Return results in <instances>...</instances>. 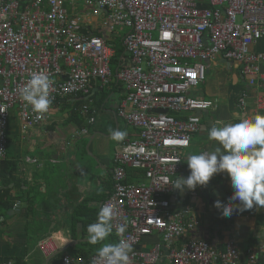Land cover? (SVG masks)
I'll return each instance as SVG.
<instances>
[{"label": "built area", "instance_id": "1", "mask_svg": "<svg viewBox=\"0 0 264 264\" xmlns=\"http://www.w3.org/2000/svg\"><path fill=\"white\" fill-rule=\"evenodd\" d=\"M77 3L105 10L110 32L126 29L122 43L130 58L117 71L111 65L113 45L83 34L79 14H69ZM263 38L264 0H0V162L7 157L14 110L21 123L39 125L58 100L87 95L94 80L118 81L124 96L117 114L137 132L118 146L112 190L101 207L113 206L114 225L127 223L123 238L133 244L131 264H159L163 245L178 240L169 250L170 264H239L232 243L218 251L203 239L185 240L194 222L172 213L167 195L182 168V153L199 129L197 113L216 107L217 101L192 94L205 82L212 59L222 56L239 65L248 85L259 88L253 116L264 115V50L254 48ZM38 72L53 81L52 104L43 118L19 95ZM82 109L88 112L90 106ZM93 120L90 116L88 122ZM87 133L81 128L77 134ZM129 168L141 170L145 183L127 182ZM154 232L161 233L162 243L140 249ZM39 248L49 256L58 245L44 238ZM95 255L64 254L61 263L92 264ZM246 255L249 263H264V245Z\"/></svg>", "mask_w": 264, "mask_h": 264}, {"label": "crops", "instance_id": "2", "mask_svg": "<svg viewBox=\"0 0 264 264\" xmlns=\"http://www.w3.org/2000/svg\"><path fill=\"white\" fill-rule=\"evenodd\" d=\"M69 14H79L83 34L101 36L113 45L114 71L127 64L130 55L122 43L126 29L110 32L105 10L97 5L84 6L80 11L74 7ZM254 48L264 50V38ZM261 70L264 71V65ZM207 77L192 94L217 101L216 107L198 114L199 129L182 153L183 164L175 181L190 174L187 156L204 150L210 127L253 116L259 88L248 85L237 63L217 56L210 61ZM123 96L120 82L102 85L94 80L87 95L66 96L53 104L39 125L21 123L13 111L7 129L10 148L6 159L0 162V197L3 204L10 205L0 213V264L8 260L16 264H62L63 253L84 258L96 254L101 245L88 242L87 227L97 222L101 203L112 190L111 175L118 146L137 132L117 114ZM83 106H90V110L84 112ZM90 116L94 118L91 124ZM81 128L88 133L77 134ZM114 131H124L127 136L117 142L111 136ZM213 147L205 150L211 151ZM127 182L145 183L143 172L127 169ZM233 191L227 174L219 173L213 175L207 187L186 189L182 194L180 190L172 191L167 198L172 213L182 221L194 222L185 240L203 239L218 251H224L232 243L239 250V264H252L246 252L264 245V208L222 216L213 206L214 201L228 203ZM16 205L18 210L10 212ZM44 238L58 245V250L49 256H44L39 248ZM66 240L69 241L65 243ZM116 242L118 238L113 231L104 243ZM158 242L162 243L161 233L154 232L139 248L148 250ZM180 242L163 245L159 264H170L169 250Z\"/></svg>", "mask_w": 264, "mask_h": 264}, {"label": "clouds", "instance_id": "3", "mask_svg": "<svg viewBox=\"0 0 264 264\" xmlns=\"http://www.w3.org/2000/svg\"><path fill=\"white\" fill-rule=\"evenodd\" d=\"M53 81L50 75L33 73L31 79L20 89L19 95L30 106L38 118H43L52 104L50 90ZM112 139L123 141L124 131H114ZM218 145L211 151L187 156L190 174L174 182L177 189L194 190L197 186L207 187L214 174L226 173L230 178L233 194L229 202L217 199L213 206L224 217L234 212L264 208V115L240 117L235 122L209 129V140ZM116 213L111 205H103L98 212L97 222L88 225V242L100 244L92 264H131L133 244L124 239L127 223L113 224ZM121 237L116 243H104L113 233ZM69 240H66L67 243Z\"/></svg>", "mask_w": 264, "mask_h": 264}, {"label": "water", "instance_id": "4", "mask_svg": "<svg viewBox=\"0 0 264 264\" xmlns=\"http://www.w3.org/2000/svg\"><path fill=\"white\" fill-rule=\"evenodd\" d=\"M160 112H164V113H166L167 112V110L165 109V110H160ZM201 111H199L197 114H199ZM209 140V139H208ZM207 139L204 141L205 142V145H203V148H204V150L207 148V147H209V146H217L218 145V142H216V141H208ZM186 189L187 188H183V189H177L176 187H173V192H175V193H177V191L178 190H180L181 192V194L182 193H185V191H186ZM196 189V188H195ZM188 190V189H187ZM209 206L210 205H208V209H209ZM18 208H19V205H16V207H14L10 212H12V213H14L15 212V210H18ZM1 219H3L2 217H1ZM60 251H62V250H60ZM48 259H50V258H48Z\"/></svg>", "mask_w": 264, "mask_h": 264}, {"label": "trees", "instance_id": "5", "mask_svg": "<svg viewBox=\"0 0 264 264\" xmlns=\"http://www.w3.org/2000/svg\"><path fill=\"white\" fill-rule=\"evenodd\" d=\"M114 62H117V61H114ZM113 64H115V63H113ZM11 117V116H10ZM9 120H10V118H9ZM8 125H9V122H8ZM7 129H8V126H7ZM7 139H8V133H7ZM5 160V159H4ZM3 160V161H4ZM110 194V193H109ZM108 194V195H109ZM107 195V196H108ZM3 202V199H2V197H0V213L1 212H3V209H9L10 208V205H8V204H3L2 203ZM64 254L65 253H63V254H61V256H60V263H61V260H62V257L64 256ZM67 254H69V253H67ZM70 255H72V254H70ZM72 256H78V255H72Z\"/></svg>", "mask_w": 264, "mask_h": 264}, {"label": "rangeland", "instance_id": "6", "mask_svg": "<svg viewBox=\"0 0 264 264\" xmlns=\"http://www.w3.org/2000/svg\"><path fill=\"white\" fill-rule=\"evenodd\" d=\"M84 8V6L81 4V3H77L76 4V10L77 11H80V10H82ZM208 78V77H207ZM206 81V80H205ZM202 85V84H201ZM201 85H199V87L201 86ZM12 143V142H11ZM12 144H14V143H12ZM7 146H8V144H7ZM8 148V150H9V148H10V144H9V146L7 147ZM173 191V190H172ZM58 250V249H57ZM56 250V251H57Z\"/></svg>", "mask_w": 264, "mask_h": 264}]
</instances>
